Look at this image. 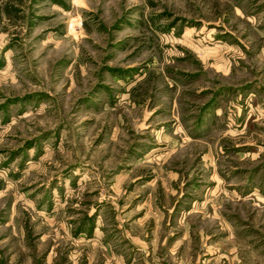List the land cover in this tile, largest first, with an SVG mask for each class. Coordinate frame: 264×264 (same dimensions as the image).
I'll list each match as a JSON object with an SVG mask.
<instances>
[{
	"label": "rangeland",
	"instance_id": "374dc122",
	"mask_svg": "<svg viewBox=\"0 0 264 264\" xmlns=\"http://www.w3.org/2000/svg\"><path fill=\"white\" fill-rule=\"evenodd\" d=\"M0 264H264V0H0Z\"/></svg>",
	"mask_w": 264,
	"mask_h": 264
}]
</instances>
